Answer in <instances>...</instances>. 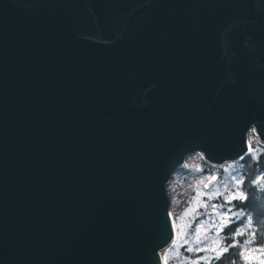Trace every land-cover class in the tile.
<instances>
[{
  "label": "water",
  "instance_id": "water-1",
  "mask_svg": "<svg viewBox=\"0 0 264 264\" xmlns=\"http://www.w3.org/2000/svg\"><path fill=\"white\" fill-rule=\"evenodd\" d=\"M249 132L264 0H0V264H165L173 172Z\"/></svg>",
  "mask_w": 264,
  "mask_h": 264
},
{
  "label": "trees",
  "instance_id": "trees-1",
  "mask_svg": "<svg viewBox=\"0 0 264 264\" xmlns=\"http://www.w3.org/2000/svg\"><path fill=\"white\" fill-rule=\"evenodd\" d=\"M254 147L226 172L218 169L216 182L224 184V193L209 199L192 184H201L210 174V166L202 159L197 167L192 162L173 172L167 182L171 215L182 203L191 205L194 190L200 202L187 236L177 237L167 249V264H262L251 254H260V247L264 248V145L255 143Z\"/></svg>",
  "mask_w": 264,
  "mask_h": 264
},
{
  "label": "rangeland",
  "instance_id": "rangeland-1",
  "mask_svg": "<svg viewBox=\"0 0 264 264\" xmlns=\"http://www.w3.org/2000/svg\"><path fill=\"white\" fill-rule=\"evenodd\" d=\"M248 142H249V152H252L254 150V148H255L254 144L255 143L260 144L256 140L255 135L252 133L248 134ZM260 145H262V144H260ZM199 159H201L200 156L197 153L192 152V153L187 155L183 166L184 165L190 166V164H192V162H194L195 166L197 167L198 166L197 163H198ZM231 164H234V163H231ZM231 164H224L221 167H215V166L209 165L210 166V170H209L210 174L207 175L206 178L203 179V181H201V184H199V185H196L195 183H192V184H194L195 187H198V189H202L200 191V194L202 196L206 197L207 199L211 198L212 196H217L220 193H224V189H225L224 184L220 185L219 182H216V178L218 175L217 171H218V169L221 168V169H223L224 172H226L227 168ZM212 176H214V180L207 187H205L206 183L211 179ZM194 192L196 193L195 197L192 200H189V202H192L191 205L188 206L187 204L183 205V203L182 204L180 203L181 205H179L177 208L173 209L175 212V215H173V216L171 215V216H172V221H173V225L175 228V235H176L175 239L177 237H179L181 239L186 237L187 232L192 227L191 224H192L193 218H195L194 214L196 212V211H194V209L197 206V202L198 203L200 202V200H198L199 192H197V190L196 191L194 190ZM169 199H170V196H169ZM202 205H203V203H202ZM171 209H172V206H171L170 200H169L170 213H171ZM185 241H189V238H187ZM214 242H215V240H214ZM214 242H213V245L215 246ZM167 249L165 250V253H166ZM251 254H252L253 259L260 260V262L262 264H264V248L260 247V254L257 253V251H253Z\"/></svg>",
  "mask_w": 264,
  "mask_h": 264
},
{
  "label": "snow or ice",
  "instance_id": "snow-or-ice-1",
  "mask_svg": "<svg viewBox=\"0 0 264 264\" xmlns=\"http://www.w3.org/2000/svg\"><path fill=\"white\" fill-rule=\"evenodd\" d=\"M205 187H207V185H205ZM232 197H233V199H235L236 198V195L235 194H232ZM213 207H215V206H213ZM230 211V210H229ZM239 234V233H238ZM216 258H219V257H216ZM165 264H167V260H165Z\"/></svg>",
  "mask_w": 264,
  "mask_h": 264
}]
</instances>
